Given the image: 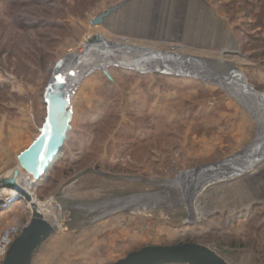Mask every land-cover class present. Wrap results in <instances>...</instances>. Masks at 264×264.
Segmentation results:
<instances>
[{
    "label": "rangeland",
    "instance_id": "374dc122",
    "mask_svg": "<svg viewBox=\"0 0 264 264\" xmlns=\"http://www.w3.org/2000/svg\"><path fill=\"white\" fill-rule=\"evenodd\" d=\"M98 34L220 68L233 63L264 96V0H0V178L40 133L57 63ZM110 72L112 80L98 69L79 84L64 152L31 189L39 203L51 201L46 218L58 229L30 264H113L145 246L185 242L230 264H264V161L211 184L195 202L200 212L169 208L162 198L144 205L141 197L168 195L184 171L248 146L253 115L198 78ZM114 199L127 204L104 205ZM20 200L0 210V228L30 221L32 207Z\"/></svg>",
    "mask_w": 264,
    "mask_h": 264
},
{
    "label": "water",
    "instance_id": "95a60500",
    "mask_svg": "<svg viewBox=\"0 0 264 264\" xmlns=\"http://www.w3.org/2000/svg\"><path fill=\"white\" fill-rule=\"evenodd\" d=\"M112 66L198 78L224 89L255 118L257 132L248 146L223 160L184 171V185L187 181L185 177L193 180L194 176L202 175L196 177L198 185L194 183V188H200L201 193L211 184L217 183L210 181L214 175H224L227 180L244 174L264 161V96L248 83L243 71L235 64L220 68L209 58L111 41L98 34L86 42L83 53L69 54L57 63L45 91L47 117L40 133L18 155V166L12 173L0 178V210L5 203V196H9L11 201L23 199L32 204L31 219L13 240L3 264H30L40 245L57 232L58 228L37 209L32 192L25 189L19 178L25 171L39 181L51 168L72 130V101L79 84L89 73L98 69L112 80ZM113 264L230 263L208 246L185 242L145 246Z\"/></svg>",
    "mask_w": 264,
    "mask_h": 264
},
{
    "label": "bare ground",
    "instance_id": "6f19581e",
    "mask_svg": "<svg viewBox=\"0 0 264 264\" xmlns=\"http://www.w3.org/2000/svg\"><path fill=\"white\" fill-rule=\"evenodd\" d=\"M224 63V62H223ZM130 69V68H129ZM25 172V171H23ZM22 172V173H23ZM202 175H197V176H194V179L191 180L187 177L186 178V184L184 185V183L182 182V184L179 182V181H172L170 182V191L169 190H166L165 192L168 193L167 194H164V195H158V194H154V195H148V196H145V195H142L141 197L142 198H145L144 200H142V204H152L153 207H158V205H156V202L162 198L164 200V205L167 206V207H188L190 209H192L193 211L195 212H200L202 206L199 205L198 207L195 206V202L197 200L198 197H200L201 194H203L204 191H201V193H199V190L200 188L196 189L194 188L195 184L197 183L198 185V182H195L196 181V177L197 178H200ZM226 176L224 175H214L210 181H214V182H218L220 180H223L225 179ZM19 181L23 184V186L25 187V189L28 191V192H32L31 188L33 186L34 183H36L37 181L33 178L32 175H30L29 173H26L25 174H21L20 178H19ZM195 183V184H194ZM167 185V184H166ZM174 189V191H172ZM197 190V192H196ZM196 192V194L194 193ZM172 194V195H169ZM187 193L189 194V196L187 195ZM1 196H5L4 195H1ZM36 197L33 196V201L36 202L37 204V209L43 213L46 217V215H49V214H52V210H50V208H52L50 206V203H39L36 199ZM193 200H192V199ZM191 199V200H190ZM20 200V199H19ZM23 200V199H22ZM22 201H18L17 203H21ZM99 202V201H98ZM97 202V203H98ZM121 202H126L124 199L121 200V199H114V201L111 203L109 200L105 201L104 205L108 206V207H111V206H118L119 203ZM16 203V204H17ZM28 205H30L32 207V204L27 202ZM74 203V202H73ZM84 203V202H83ZM76 204V203H75ZM91 204V203H90ZM127 204V202H126ZM124 204V205H126ZM94 206V205H93ZM134 205H130V208H132ZM166 207V208H167ZM111 209V208H110ZM140 209V208H139ZM81 210L83 211H88L90 212L91 210H93V208L91 207H88L86 209H84L83 207L81 208ZM112 210V209H111ZM54 213V211H53ZM92 215V213H91ZM110 215V214H108ZM107 216V215H106ZM105 215H103V217H106ZM95 218V217H94ZM75 223V222H74ZM74 225V224H73ZM62 227V226H60Z\"/></svg>",
    "mask_w": 264,
    "mask_h": 264
},
{
    "label": "built area",
    "instance_id": "2783aa9c",
    "mask_svg": "<svg viewBox=\"0 0 264 264\" xmlns=\"http://www.w3.org/2000/svg\"><path fill=\"white\" fill-rule=\"evenodd\" d=\"M127 41V40H125ZM5 203L1 210H6L8 204L11 203L9 196H5ZM22 227L19 224H8L0 232V264H3V259L12 244L13 240L20 234Z\"/></svg>",
    "mask_w": 264,
    "mask_h": 264
},
{
    "label": "trees",
    "instance_id": "16d2710c",
    "mask_svg": "<svg viewBox=\"0 0 264 264\" xmlns=\"http://www.w3.org/2000/svg\"><path fill=\"white\" fill-rule=\"evenodd\" d=\"M107 78H108V77H107ZM69 133H70V132H69ZM69 133H68V137H67V139H66V141H65V143H64L63 149H62L60 155L57 157L56 161L54 162L53 166L51 167V170L56 166L57 161H59V158L61 157L62 153L64 152V147H65L66 142L68 141ZM44 179H45V178H42V179L39 181V184L37 185V188L41 187V184H42V182L44 181Z\"/></svg>",
    "mask_w": 264,
    "mask_h": 264
},
{
    "label": "crops",
    "instance_id": "0c3cea01",
    "mask_svg": "<svg viewBox=\"0 0 264 264\" xmlns=\"http://www.w3.org/2000/svg\"><path fill=\"white\" fill-rule=\"evenodd\" d=\"M0 217H1V216H0ZM9 224H16V222H14V223H10V222H9ZM6 225H8V224H5V225H3V226L0 228V232H1V230H2Z\"/></svg>",
    "mask_w": 264,
    "mask_h": 264
}]
</instances>
